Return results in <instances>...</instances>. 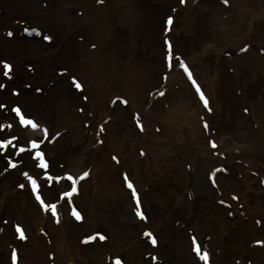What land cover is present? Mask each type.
Masks as SVG:
<instances>
[{
	"label": "rangeland",
	"instance_id": "374dc122",
	"mask_svg": "<svg viewBox=\"0 0 264 264\" xmlns=\"http://www.w3.org/2000/svg\"><path fill=\"white\" fill-rule=\"evenodd\" d=\"M244 1L253 0H0V84L4 85L0 88V264H19L25 228L37 224L39 214H46L55 226L62 223L66 215L62 202L68 205L67 214L75 227L82 219L77 220L73 210L88 219L79 239L80 253L95 254L99 246H107L105 233L114 236L122 228L132 230L123 240L135 247L128 248L125 256L116 247L109 249L108 264H174L177 241L187 243L188 239L191 253L202 264H210L208 228H215L220 238L215 243L218 264H264V84L249 79L251 59L255 55L264 58V13L262 19L243 21L240 28H247L233 40L235 47L225 51L212 40L231 30L228 24L234 19L227 21L240 13L238 4ZM105 3L109 7L104 13L96 10ZM98 39L101 46L92 55ZM88 40L93 43L89 49ZM82 57L94 64L89 71ZM122 74L130 79L137 96L135 110L121 97L124 88L117 79ZM170 74L182 79L190 112H199L191 131L183 124L182 114L166 116L168 98L157 102L164 93L158 89ZM207 76L214 81L209 83ZM80 77L90 84L89 93L75 87V83L81 85ZM100 77L108 81L104 87L98 84ZM96 92L98 96L102 92V101L115 97L102 108H94L87 101ZM115 104L121 110L116 111ZM13 109H19V115ZM21 116L37 127L21 124ZM112 129H118L120 150L134 157L136 174L130 169L115 170L117 153L103 143L104 133L111 134ZM32 141L39 147L33 149ZM191 145L198 156L186 162L179 158L180 164L173 168L176 182L153 165L157 151ZM255 147L257 152L252 150ZM37 151L43 153L47 168L38 166ZM249 152L255 155L252 166L244 162ZM192 160L212 163L211 173L202 178L209 184H201L198 191L209 185L216 190L218 181L226 184L221 186L225 195L215 191L217 212L206 211L205 205L210 207L214 200L191 183ZM180 170L189 175L188 183ZM29 176L36 181L35 190ZM104 178L109 189L115 186L124 194L115 199L108 196ZM85 179L88 201L80 206L71 199L77 197ZM73 181L76 191L65 196ZM129 182L132 189L127 187ZM127 203L130 216L147 229L123 222ZM213 214L219 215L217 220L209 219ZM33 228L41 246H48L46 234L37 230L38 225ZM192 231L199 233L201 243ZM69 243L72 250L74 244L70 239ZM205 252L207 261L201 259ZM53 256L46 251L45 264H54ZM74 261L78 264L79 259Z\"/></svg>",
	"mask_w": 264,
	"mask_h": 264
},
{
	"label": "bare ground",
	"instance_id": "6f19581e",
	"mask_svg": "<svg viewBox=\"0 0 264 264\" xmlns=\"http://www.w3.org/2000/svg\"><path fill=\"white\" fill-rule=\"evenodd\" d=\"M245 3H239L238 4V9L240 11L237 12V15H232L231 18L227 21L229 22L231 19H234L232 24H228L229 28L231 29L229 32H223L220 33V36L214 35L212 37L213 43L215 46L219 45V46H223L224 50L227 51L233 47H235V44H233V40L235 39L236 36H241V34L245 31V26L247 28V25L243 26L244 28H240L242 26V23L245 19L248 20H252L255 18H259L262 19V15L261 13H264V0H253L251 2H246ZM96 10L97 11H101V12H105L106 8L109 7L107 3L102 4V5H98L96 6ZM84 14L86 15L87 12L84 11ZM100 18V17H99ZM98 18V19H99ZM220 22L217 20L216 18V24H219ZM239 27V28H238ZM229 28H225L224 30H228ZM249 28V27H248ZM251 30V32H253V28H249ZM222 29H220L219 31H221ZM234 31V32H232ZM249 32V30L247 31ZM250 32V33H251ZM248 35V34H247ZM101 40L98 39L97 40V46L95 47V50L91 52L92 55H95L96 53V49H98L101 46ZM91 44H93L92 42H87L86 48H88ZM214 46V47H215ZM89 49V48H88ZM88 52V51H87ZM90 52V51H89ZM251 54L247 53L244 54L245 57L249 56ZM252 55V54H251ZM256 57L252 58L251 61L249 62L250 65V71L252 72L249 79L251 81V83H256L258 82V80L264 84V58H261L257 55H255ZM82 60V64L84 69L87 71H89L94 64L91 63H87L85 60V57L81 58ZM92 62V61H91ZM99 63L102 64L101 61H99ZM113 65L115 66V62L113 63ZM113 65H111V68H114ZM110 67V66H109ZM260 74V77H262V79L258 78L255 72H257ZM206 78V77H205ZM80 83H81V87H82V92L84 93H89L90 92V84L87 82V80H85L83 77L79 78ZM206 80H208L209 83H211L213 80L212 77L207 76ZM122 82V87L123 89V94L121 95V97H124V99H127V105L131 108H133L134 110L136 109L135 106H137V102L135 100V96L133 93V85L131 84V81L128 77H125L123 74L121 76H118L117 82ZM108 83V81L105 78H99L98 80V84L101 87H104V84L106 85ZM158 90H164L163 96L161 97V99H157V102L161 103V101L164 98H168L170 101V108L168 109V111L166 112V116L169 117L170 114H172L171 116L175 115V114H182V122L183 124L187 127L188 131H191L194 128V125L196 123V116L198 115V111L194 110L193 112H190L189 106H188V101L186 98V94H185V88H184V84L182 83V79L180 77H175L174 74H170L168 75L165 84H163V86L159 87ZM101 97H103L102 92L99 93L98 96V92H96L95 94H93L91 96V99L89 100V102L87 101V104L93 106L94 108H102L103 103L104 104H109L111 99L113 97H115V95L113 96H109L107 97L106 101H102ZM114 108L116 111L121 110L120 108L117 107V105H114ZM64 120L68 122V124H70V119L68 116L64 117ZM165 121V120H164ZM77 122V123H76ZM76 122L74 123V128L75 130L78 131L79 128V124H78V120H76ZM164 124V122L162 123ZM260 131V129H259ZM110 133L105 132L104 133V140L103 143L106 145V147L112 151H114L115 153H117L116 156V169H119L120 172H124L126 170L130 169V172L132 174H136L134 172V163H133V159L134 157H130L126 152H122L120 150V142L118 140L119 136H118V129H112V131H110ZM197 133V132H196ZM198 135V133H197ZM93 139V136H91L89 138V141H91ZM196 143V137H194L193 140H191V143ZM256 144H258L256 141H254ZM145 148L147 149L148 147L145 145ZM131 152H132V148H130ZM252 150H254L255 152H257L258 148L255 147ZM161 153V154H160ZM195 153V154H194ZM111 154H113V152H111ZM169 154V156H168ZM231 154V153H229ZM178 155V156H176ZM198 156V154L196 153L195 149L193 148V145H191L189 148H185L184 146H176L175 148H164L162 150V152L157 151L155 154H153V161H155V163H153V165L156 168L161 167L163 169V173H165L164 175H167V177L171 178V180L173 182H176L177 179V173H175L173 171L174 166H176L177 164H180L179 162V158L181 157L182 160L184 159V161H189V158H192L193 156ZM248 156L249 158H247L248 160L244 161L246 163H248V165H251L252 160L255 158V155L253 152H249ZM133 158V159H132ZM171 162H174L176 164L172 165ZM194 163V165H193ZM208 163V164H207ZM104 166V164H102ZM212 166V163L209 162H205L200 160L199 163H197L195 160H192L190 167H194L193 168V172H192V177H191V183L193 184V186H197L195 187V189L197 190V192H200L202 194H205V196L207 195L209 200L212 199L214 200V202L212 203V205L209 207V205L207 206V204L204 205L206 207H204L206 209L207 212L212 211V213L214 211H218V207L216 206V201L215 199H217L218 194L216 196L215 191H222L221 194L222 196L225 195V193L223 192V190L221 189V186L223 188H225L226 184L221 181H218V184L220 185V187H218L216 190L213 189V187H211L209 185V188L207 189H202V191H198V189L200 188L201 184L204 186V183L207 182L206 184H209L208 181H204L202 180L203 177L206 178L207 175H209L210 172V167ZM252 166V165H251ZM111 169H114L115 164H111L110 165ZM81 171V168L77 169L75 171V173H78ZM182 176H186V183H188L189 180V175L186 174L184 175V171L180 170ZM163 175V177H165ZM105 179H103L102 185L106 187V191L108 196H111L112 198H116L117 194H121L123 195L124 192L122 191V189L118 188L115 186H112L110 189L107 187ZM107 180V179H106ZM134 181H136L135 179H133ZM245 181V179H243ZM243 181V182H244ZM88 183V179H85L84 181L80 182V188L78 190V195L77 197H75L74 199H71V201H76L80 204V206H84L83 203L81 202H87L88 201V194L86 191V185ZM245 183V182H244ZM244 183H242L244 185ZM178 184V183H177ZM138 193H139V198L142 199V194H141V187L139 185L136 186ZM45 189V188H44ZM117 190V191H116ZM45 190L43 191L44 194ZM239 198L242 199L243 195H239ZM142 202V201H141ZM209 203V201L207 202ZM142 205L144 207V204L142 202ZM231 205H234V202L231 201ZM62 210H63V214H66L64 216V221L62 223H59L58 225H54L52 223V220L50 217H48L46 214L44 215H38L39 219L37 220V224L33 225H28L26 226L27 228H25L26 230V237H25V241L24 244H22L21 247V252L19 254L18 257V262L19 264H45V252L48 251L50 253H52L53 256V263L54 264H75L74 260L79 259L78 264H108L107 258L110 259L111 258V254L108 253L109 249H113V248H117V252L119 254H121L122 256H125L127 253V249L128 248H134L135 245H126V241L123 240L126 238V235L131 233V229L130 228H122L119 231H115L113 234L114 236H112L109 233H105V236H107L105 242L108 244L107 246H103L100 247L97 251V253H80L79 249L81 248L80 244H79V239L82 236V231H85L86 229L84 228V222H87V217H82V221H81V225L75 227L72 222V220L69 218L68 216V210L69 207L67 204H65V202H62ZM217 209V210H216ZM60 211V210H59ZM131 205L130 203L126 204V212L124 214H122L123 217V222L126 223H131V224H135L136 226L140 227V229H147V228H143L145 223L142 222H138L136 221L131 215ZM100 217V216H98ZM132 217V218H131ZM212 220H217V217H219V215L213 214L210 216ZM126 219H128L126 221ZM148 223V222H147ZM36 225H38L39 228H37V230L39 231H43V233L46 234L48 241L50 242L48 246H46L45 248H43L41 246V240H40V236L38 235V233H33L32 230L34 229L33 227H36ZM36 229V228H35ZM155 229V228H153ZM210 230V239L208 240L206 246L209 247V256H208V261L210 264H218V260L220 259V254L217 253L216 251V247H215V243L217 242V239H220L219 237H217L218 233L216 231L215 228H208ZM212 229V230H211ZM223 230V228H221ZM225 230V229H224ZM223 230V231H224ZM123 232H125L123 234ZM191 235L193 236H197L199 243H201V237L199 235V233L197 232V235L192 231ZM67 236H69V239L73 242L74 247L71 250V246L69 243V239L67 238ZM221 236V235H220ZM78 237V238H77ZM125 237V238H124ZM259 240V239H258ZM4 241V240H3ZM188 243V244H187ZM187 243L182 242L180 240L177 241L176 243V247L174 250V264H202L201 260H199L198 255H193L191 253V244L190 241L188 239ZM94 244H97V242L95 241ZM115 244V246H111ZM140 244V243H138ZM188 245V246H187ZM106 247V248H105ZM108 253V254H107ZM205 261V260H204Z\"/></svg>",
	"mask_w": 264,
	"mask_h": 264
},
{
	"label": "snow or ice",
	"instance_id": "6c2138e0",
	"mask_svg": "<svg viewBox=\"0 0 264 264\" xmlns=\"http://www.w3.org/2000/svg\"><path fill=\"white\" fill-rule=\"evenodd\" d=\"M183 2H184V0H181V3H183ZM226 2H227V0H225V3H226ZM168 23H171V18L168 19ZM33 31H35V29H33ZM8 35H11V33L9 32ZM44 39H45V40H49L50 37H48V36H44ZM165 43H167V41H165ZM4 68H5V69H8V68H9V65L5 63V64H4ZM4 74L7 75V74H8L7 71H5ZM74 82H75V81H74ZM3 87H4V85L0 84V88H3ZM75 87L79 90V89L81 88V85H80L79 83H75ZM197 91L199 92V88H197ZM201 99L204 100L205 107H207V100L204 99L202 93H201ZM0 107H3V105H0ZM13 111L17 112V115H19V109H13ZM20 123H21V124L31 125L33 128H36V127H37V125L34 124L31 120H25L23 116L20 117ZM212 146L215 147V144L213 143ZM31 147H32L33 149H36V148L39 147V145H38L35 141H32V142H31ZM21 151H23V149H21ZM35 159L39 160V164H38V166H39L40 168H47L48 165L46 164V162H45V160H44V158H43V153H41V152H39V151L35 152ZM114 159H115V157H114ZM13 166H14V165H13ZM24 175H25V176H28L27 173H24ZM46 175H47V174H46ZM84 176H87V173H84ZM81 178H83V177H81ZM28 179L31 181L32 186H33V189L35 190L36 187H37V185H36V181L33 180L30 176L28 177ZM48 179H52V177L49 176ZM56 179L59 180V177H57ZM66 179L69 180V181H72V180H73V178H72L71 176H67ZM125 179H127V177H125ZM20 186L23 187V185H20ZM127 187H128L129 189H132V188H133V185L129 182V183L127 184ZM75 191H76V187H75V182L73 181V185H72V190H71V192L64 193V195H65V196H71L72 193H74ZM132 196H133V198H136V192H135V190L132 191ZM37 199L40 200V196H39V195L37 196ZM233 199H236V197H233ZM41 203H43V201H41ZM50 207L54 209V208H55V205H51ZM53 214L55 215V212H53ZM72 214L75 216V218H76L77 220L82 219L81 216L79 215V213L76 212L75 210H73V213H72ZM230 214H231V213H230ZM137 215H141V213L137 212ZM141 218H143V217L141 216ZM17 231L20 232V234H21V238L23 239V238H24V236H23V232L20 230L19 227H17ZM145 235H146V236H151V233H145ZM88 239H89V240H90V239H94V237H89ZM100 239H104V237H103V236H100ZM193 242L195 243V241H193ZM151 243H152L153 245H155L156 240L153 238V239L151 240ZM196 250H197V252L199 253V248H198V247H197ZM13 258L15 259V253H13ZM201 259H204L205 261H207V253H206V252L203 253V254L201 255ZM117 264H119V262H117Z\"/></svg>",
	"mask_w": 264,
	"mask_h": 264
}]
</instances>
